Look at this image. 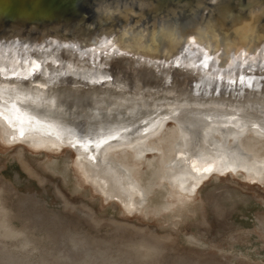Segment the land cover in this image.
<instances>
[{"label":"bare ground","instance_id":"obj_1","mask_svg":"<svg viewBox=\"0 0 264 264\" xmlns=\"http://www.w3.org/2000/svg\"><path fill=\"white\" fill-rule=\"evenodd\" d=\"M228 1L196 0L186 8L165 6L168 17L152 16L145 32L140 28L134 35H129L127 29L130 21L113 14L119 23L118 31H123L113 40L119 38L130 43L131 39H137L138 43L143 32L150 44L140 52L150 56L160 44H156L154 38H174L179 29L186 27L184 18L190 20L189 25L193 24L194 12L206 3L209 8L203 7L199 19L202 30L213 33L216 27L224 33H232L238 42L244 41L253 33L252 16L243 17L240 23L227 21V17H231L230 6H226ZM251 1L254 7L258 6L253 18L263 22L264 0ZM126 7L150 12V16L163 10L157 0L96 1V9L103 12H123ZM170 43H165L164 48H170ZM54 44L57 46L52 48ZM228 44V41L224 44L225 54L232 51ZM31 45L26 50L19 45L14 48L6 45L0 50V66L10 67L7 71L0 68V141L4 144L49 152L68 148L75 154L73 165L83 182L80 170L98 169L102 158L108 164V167L103 166V173L110 177L122 175L124 167L132 163L139 195L132 199L133 210L122 209L126 213L138 212L160 181L166 193L190 199L199 185L212 176L217 179L225 174H241L251 183L264 180V71L247 77L243 88L220 79L206 82L203 76L191 70L159 66L152 58L148 57L151 61L142 59L137 53L127 56L104 48L88 57L62 47L59 42L56 44L54 39ZM237 50L234 48V52ZM22 59L30 60L31 66L24 72H16L11 66ZM170 122L172 130L166 126ZM205 135L206 148L224 149L228 145L227 150L234 147V152L212 156L208 153L199 159L191 157L189 162L184 161L182 156L186 149ZM252 142L259 143L256 149L250 147ZM245 148L255 159L252 164L255 171L244 165ZM149 155L152 156V176L142 185L136 174L138 166ZM175 165L181 166L187 184L192 186L191 191L188 187L183 189V181L182 186H177L175 181L163 177L164 169ZM99 194L104 200L118 203L117 199ZM163 207L170 208L168 204Z\"/></svg>","mask_w":264,"mask_h":264},{"label":"rangeland","instance_id":"obj_2","mask_svg":"<svg viewBox=\"0 0 264 264\" xmlns=\"http://www.w3.org/2000/svg\"><path fill=\"white\" fill-rule=\"evenodd\" d=\"M244 150V165L255 171ZM208 153L195 144L182 157ZM74 158L68 148L35 151L0 141V264H264V180L211 177L190 199L166 193L160 181L138 212L126 213L139 195L132 163L115 177L100 162L99 175L81 169L85 183ZM150 160L138 166L142 185L152 176ZM163 177L187 188L179 165Z\"/></svg>","mask_w":264,"mask_h":264},{"label":"water","instance_id":"obj_3","mask_svg":"<svg viewBox=\"0 0 264 264\" xmlns=\"http://www.w3.org/2000/svg\"><path fill=\"white\" fill-rule=\"evenodd\" d=\"M96 1L98 0H0V50L5 49L6 45L13 46V48L15 45H19V48L26 50L32 46L33 42L54 39L56 44L59 42L62 47L72 48L84 56L89 57L98 52L97 49L103 50L104 48L111 53L127 56H133V53H137V56H141L142 59L151 61L150 58H152V61L159 66L172 68L181 66L185 70H191L203 76L206 82H216L220 79L243 88L246 86L247 77L264 71V21L257 22L253 18L252 35L249 34V38L240 42L232 33H224L216 27L213 29V33L205 32L199 23L203 9L206 6L207 9L209 8L205 3L202 4L201 9L198 8L194 12L196 16L191 22L193 24L189 25L190 20L184 18L187 21L185 28L179 29L174 38H167L171 40L154 38L157 39L156 44L160 43L159 47L150 56H144L140 51L143 47H148L150 40L143 32L140 36L142 39L138 43L136 42L137 39H131L128 41L130 43H125L119 38L113 40L115 36L118 37L123 32L118 31L119 23L115 16L119 15L120 19H122L121 16L127 18L131 24L129 27L127 26L129 35H134L138 33L140 28L145 32L152 22V16L158 19L168 17L165 6L177 5L186 8L193 3L192 1L196 0H157L163 10L155 11L151 16L150 12L132 11L131 8L127 7L123 12L99 11L96 9ZM99 1L106 2L109 0ZM129 1L124 0V3H129ZM201 1L203 2V0ZM258 5L263 7L262 4ZM226 6H230L231 17L225 16L229 22L232 19L235 23H240L243 17L247 15L253 17L257 14L256 7L258 6L254 7L251 0H237V3L229 0ZM216 8L219 9L220 6L218 5ZM113 14L116 15L113 16ZM258 29L260 30L259 33H257ZM227 41L229 42L228 48L232 51L225 54L227 47L224 44ZM115 42H119L120 47L115 45ZM167 42H171V47L168 49L163 46ZM135 43L142 48L135 46ZM56 46L54 44L52 48ZM234 48L238 50L234 52ZM5 61L3 59L1 63L4 64ZM29 61L22 59L18 63H13L11 67L16 72H24L26 68L29 69L31 66ZM0 68H5V71L10 69V67L5 66H0Z\"/></svg>","mask_w":264,"mask_h":264},{"label":"flooded vegetation","instance_id":"obj_4","mask_svg":"<svg viewBox=\"0 0 264 264\" xmlns=\"http://www.w3.org/2000/svg\"><path fill=\"white\" fill-rule=\"evenodd\" d=\"M193 138H194V137H193ZM196 140H197V141H196ZM199 140H201V141L198 142ZM195 141H196V144H200V145H202L203 147H205V146H206V143H207L206 135H205V136H201L200 138L195 139ZM210 147H211V148H210V151H211V154H212V155H221V154H223L224 152L228 151V150H227V149H228V145H225L224 149H223V148H219V147H217V146H210ZM229 149H230V151H228V154H232V153L234 152V150H235L234 147H229ZM231 158H232V157H230L229 160H230L231 164H233L234 160H232ZM101 163H102V165L104 166V168H105V166L108 167V164H107V162H106L105 159L102 158ZM87 169H88V172H90L91 174H93V175H99V174H98V170H97L96 168H87ZM185 171H187V170L185 169ZM193 177H194V176H193ZM212 177H214V176H212ZM187 185H188V186H187V187H188L187 189L191 191L192 186H191L190 184H187ZM194 187H195V186H194ZM190 191H189V192H190Z\"/></svg>","mask_w":264,"mask_h":264}]
</instances>
